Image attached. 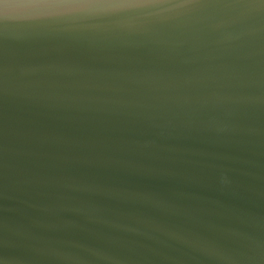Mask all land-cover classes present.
Wrapping results in <instances>:
<instances>
[{"label":"water","instance_id":"obj_1","mask_svg":"<svg viewBox=\"0 0 264 264\" xmlns=\"http://www.w3.org/2000/svg\"><path fill=\"white\" fill-rule=\"evenodd\" d=\"M0 264H264V0H0Z\"/></svg>","mask_w":264,"mask_h":264}]
</instances>
